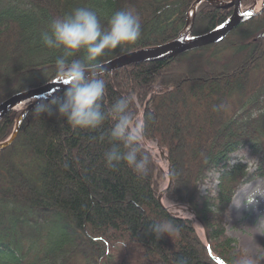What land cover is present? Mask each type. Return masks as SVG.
<instances>
[{
    "label": "trees",
    "instance_id": "obj_1",
    "mask_svg": "<svg viewBox=\"0 0 264 264\" xmlns=\"http://www.w3.org/2000/svg\"><path fill=\"white\" fill-rule=\"evenodd\" d=\"M195 2L0 0V102L57 80L60 52L40 38L52 19L77 7L96 11L105 26L117 10L138 14L140 39L108 52L104 64L174 42L186 30ZM232 14L233 9L201 4L192 37L218 29ZM225 51L232 54L222 57ZM101 78L106 105L125 97L134 119L142 112L151 116L141 145L147 173L137 175L123 161L107 166L111 120L95 131L73 130L55 108L40 116L33 108L15 142L0 151V264H174L179 256L190 264H220L212 254L223 262L239 248L226 229L234 198L249 182L264 179V15L242 23L220 44ZM20 116L11 111L0 120V143L11 138ZM156 145L172 164L165 206L191 208L208 231L213 253L190 219L159 201L168 181L151 148ZM248 150L260 156L255 172L230 162ZM215 174L216 191L203 195ZM162 219L179 231L157 238L150 225Z\"/></svg>",
    "mask_w": 264,
    "mask_h": 264
},
{
    "label": "clouds",
    "instance_id": "obj_2",
    "mask_svg": "<svg viewBox=\"0 0 264 264\" xmlns=\"http://www.w3.org/2000/svg\"><path fill=\"white\" fill-rule=\"evenodd\" d=\"M140 37V17L131 10L115 11L106 26L101 24L97 12L88 7H77L63 17L52 19L40 38L47 49L60 52L54 62L55 77L65 88L60 97L51 100L44 97L34 114L50 115L55 108L73 130L95 131L111 120L108 133L111 147L105 153L107 166L116 167L123 161L137 175H145L148 156L141 154V145L146 142L145 128L151 116L140 113L134 119L125 97L106 105V84L101 78L102 58L118 47L135 44ZM150 228L157 238L172 237L179 231L170 219L152 221ZM262 261L264 251L236 248L223 264H261ZM174 264H190V261L187 256H179Z\"/></svg>",
    "mask_w": 264,
    "mask_h": 264
},
{
    "label": "water",
    "instance_id": "obj_3",
    "mask_svg": "<svg viewBox=\"0 0 264 264\" xmlns=\"http://www.w3.org/2000/svg\"><path fill=\"white\" fill-rule=\"evenodd\" d=\"M203 2H210L214 6L218 8L221 7L224 10L233 9V14L230 19H228L224 24L220 25V27L209 34L198 36V38H191L190 35L193 31V24L196 19L197 9L199 4ZM264 2V0H263ZM243 0H230L228 3H224L221 0H198L193 7L192 16H188V22L186 25V30L182 33V35L176 39L174 42H170L164 44L163 46L146 48L139 51H134L128 54L121 55L119 58L110 60L107 63L102 64V76L109 75L110 73H114L123 68L132 67V65H139L143 63H154V62H164L165 60L176 59L181 55L186 54L189 51L198 50V48L209 47V45L218 44L224 41L229 34L235 29H237L242 23L252 20L257 16L264 15V3L262 4V8L256 10L257 1L255 4L243 10ZM65 86L59 82L58 80L53 81L50 84L44 85L41 88L31 89L27 92H22L20 94L14 95L10 97L8 100L2 102L0 104V120L9 115L11 111H16L18 107L23 104H27L25 109L21 112V116L18 119L17 127L11 135V138L3 143H0V150L9 148L17 139V135L22 127V123L27 116V113L30 112L33 108L39 104L44 97H47L48 100H51L54 97H60L63 95ZM147 143V142H145ZM159 153L169 166V183L172 179L171 168L166 153L162 148H158ZM170 188V184L167 189L159 194V201L164 205V196L167 194ZM167 211L172 212V207H164ZM176 209H181L179 206H175ZM188 212L193 216L194 223H200V219H198L195 215V212L191 208H187ZM203 227V226H202ZM204 230L205 239L207 241L208 249L212 252V247L209 241V236L207 230ZM213 253V252H212ZM212 257L215 262L223 264L220 258L212 254Z\"/></svg>",
    "mask_w": 264,
    "mask_h": 264
},
{
    "label": "rangeland",
    "instance_id": "obj_4",
    "mask_svg": "<svg viewBox=\"0 0 264 264\" xmlns=\"http://www.w3.org/2000/svg\"><path fill=\"white\" fill-rule=\"evenodd\" d=\"M197 1L198 0H196V2ZM255 1H257L256 10L261 9L262 4L264 3L263 0H254V4H255ZM228 2H230V0ZM203 3H206V2H203ZM203 3H201V4H203ZM208 3H210V2H208ZM194 4H193V7H194ZM201 4H199V6H201ZM253 5H251V6L250 5H246V6L243 5V10L248 9V8L252 7ZM193 7H192L191 11L189 12L190 16H192V14H193V12H192ZM194 23H195V21H194ZM190 37L194 38V37H192V34L190 35ZM218 44H220V43H218ZM231 54H232V51H225L223 54H221V56L226 57L227 55H231ZM161 89L162 88L160 86L157 87V90L154 94L157 95V93L160 92ZM1 103L2 102H0V104ZM26 105L23 104L17 108V110L19 111L20 114L25 109ZM142 113H144V112H142ZM1 143H3V142H1ZM159 147L160 146L156 145V146L151 147V148H153V151L155 153H157L158 162H159V164H161L162 169L165 172V175L167 177L168 183L166 186L168 187L170 184V188H171L173 175H172V173H170L172 175V179L169 183V177L167 175L169 172V166L167 164V161L162 159V157L158 151ZM167 158H168V156H167ZM259 158H260V156L254 155L250 150H248L245 152L237 153V155L234 156V161H235V163L243 162L244 164L248 165V167H250V172H255L257 169V166L260 162ZM171 172H172V168H171ZM219 177H220L219 174L213 175L214 183L204 186V188L202 190L203 195L207 194L211 188L214 191H216V189L219 185L218 184ZM167 187L164 188L163 191H165L167 189ZM170 188H169V190H170ZM163 191H161V192H163ZM167 194H168V192H167ZM167 194L164 196V200H163L164 203L166 202ZM172 206L174 207V208H172L174 210V212L179 211V213H180L179 215L182 216V218L186 217L187 219H190L193 222L194 227L198 231L199 237L201 238L202 241L205 242L206 246L208 247V245H207L208 243L205 239V234H204V230H203L204 227H202V225H200V223H196V222L194 223L193 216L187 210V208H189V207H187L185 205L181 206V205H175V204H172L171 207ZM175 206L176 207L179 206L181 209H176ZM227 218H228L227 219V226H226L227 235L231 236L234 240L237 241V244H238L240 249H242V250L247 249V250L252 251V252L264 251V179L260 178V179L253 180V181L249 182L248 185L244 186L240 191H238L237 196L234 198V200L231 204ZM208 236H209V234H208ZM210 244H211V242H210ZM81 261L82 260H80V262ZM81 264H86V263L81 262ZM261 264H264V261H262Z\"/></svg>",
    "mask_w": 264,
    "mask_h": 264
},
{
    "label": "bare ground",
    "instance_id": "obj_5",
    "mask_svg": "<svg viewBox=\"0 0 264 264\" xmlns=\"http://www.w3.org/2000/svg\"><path fill=\"white\" fill-rule=\"evenodd\" d=\"M162 205H163V204H162ZM163 207H166V206H165V203H164ZM164 209H165V208H164ZM168 212H169V211H168ZM170 213H171V212H170Z\"/></svg>",
    "mask_w": 264,
    "mask_h": 264
}]
</instances>
